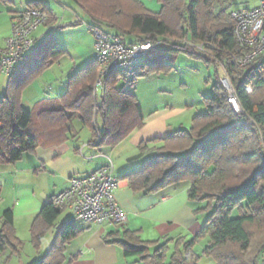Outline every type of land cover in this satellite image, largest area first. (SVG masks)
Here are the masks:
<instances>
[{"label": "trees", "instance_id": "trees-1", "mask_svg": "<svg viewBox=\"0 0 264 264\" xmlns=\"http://www.w3.org/2000/svg\"><path fill=\"white\" fill-rule=\"evenodd\" d=\"M70 1L90 19L89 30L98 28L122 39L129 36L134 40L127 43L130 46L153 43L155 47L145 54L137 71L103 77L99 96L95 87L100 65L95 59L70 76L65 94L41 101L30 111L23 107V91L66 55L55 36L48 33L8 76L7 90L0 100V166L17 165L38 148L60 147L75 138L74 114L91 132L92 143L100 149H115L145 124L142 106L127 88L135 89L138 80L149 74L174 69L167 63L166 52L207 62L213 57L224 62L244 113L234 111L226 89L218 82L213 96L205 99L206 114L194 117L189 130L141 144V156L149 144L162 147L156 148L142 167L119 179L127 181L135 194L145 196L189 181V202L208 204L206 223L194 239L181 238L175 243L170 260L173 240L144 242L140 232L126 231L121 240L112 238L109 243L120 246L125 258L137 257L142 264H199L201 257L195 253V246L208 237L204 256L216 264H260L258 256L264 252V60L244 69L236 66L232 57L239 49L234 22L224 11L216 13L217 0H158L159 13H152L136 0ZM0 3L6 5L10 0ZM27 9L45 12L46 25L56 22L52 10L40 1L28 3ZM200 45L205 51L195 47ZM120 81L127 85L119 89ZM61 214L50 202L35 218L31 236L37 251ZM0 226V253L7 264L21 256L23 242L16 236L11 210L3 213ZM82 232L73 222L63 225L38 264H64L66 246Z\"/></svg>", "mask_w": 264, "mask_h": 264}, {"label": "crops", "instance_id": "crops-1", "mask_svg": "<svg viewBox=\"0 0 264 264\" xmlns=\"http://www.w3.org/2000/svg\"><path fill=\"white\" fill-rule=\"evenodd\" d=\"M35 1H40L51 9L48 3L50 0H27V4ZM52 1L58 3L59 0ZM136 1L141 2L152 13H159L161 11V4L158 0ZM27 4L23 11L16 12L7 9L1 10L2 6L11 7V5H14L13 0H10V3L6 5L0 3V51L7 47L8 40L12 34V23L26 11ZM52 15L56 22L41 27L35 33L36 44L48 33H52L51 29L63 25L60 22L58 23V18L53 11ZM84 62L86 61H83L82 64ZM67 80H69V77ZM7 86L8 77L0 73V100L6 93ZM67 87L68 82L65 85L64 91L59 92L54 98L36 96L34 101H29L22 95L23 107L31 111L41 101L59 98L66 93ZM38 97L39 99H37ZM142 109L144 113V126L134 131L128 139L115 149H100L96 144L92 143V134L88 129L82 127L78 119L79 115H72L71 119L74 127L76 123L80 125L79 128L75 127L77 136L75 138L71 137L67 143L60 147L49 149L38 148L35 153L29 154L26 160L31 162V165L22 168L19 166L14 171L16 173V176H14V179H16L14 180V183H16L14 192L16 205L12 207V210L9 209L10 207L0 208V218L5 211L11 210L14 214V227L18 232L17 235H19V226H21L19 222L17 223L19 218L25 219L24 224L30 226L42 208L50 203L54 196L67 189L70 178L88 175L106 165V157L112 159L114 155H117L118 161L123 165L122 171L118 173L120 174L119 177L117 176L120 179L127 173L142 167L145 160L154 154L155 149L162 147V144H149V149L141 156L139 151L141 144L166 139L180 130H189L191 128L193 117L189 110H187L188 108L167 106L149 114L144 111L143 107ZM84 130L88 132L83 138L81 135ZM26 155L23 157V160ZM4 169L5 166H0V172L6 171ZM23 172H30L32 174L34 184L42 183L44 185L40 190L39 196L35 195L33 189L26 186H23V188L18 187L20 173ZM1 182L0 180V184L4 186V183ZM171 189V192L165 190L156 195L145 196L143 194H135L130 189L127 181L119 180V187L115 192V197L127 216L125 228L118 229L114 226L96 228L88 224L80 226L75 224L77 229L83 232L78 238L66 246L64 264H138L139 259L137 257L125 258L120 246L109 243L110 240H113L112 238L121 240L122 235L126 231L141 232L140 238L142 241H159L161 244L170 240L169 238H173L172 232L176 230L188 228L192 232L197 233L201 228L196 225L198 219L195 218L193 207L189 204V190L179 193L176 188L171 187ZM134 221L137 222V225H133ZM69 222H72L71 214L64 221L63 225ZM63 225L58 228L56 226L45 237V239L49 237V242L43 249L44 251L39 255L41 258L40 261L54 244L59 229ZM45 239L42 243L43 246H45ZM84 250L89 252L83 255L81 251Z\"/></svg>", "mask_w": 264, "mask_h": 264}, {"label": "rangeland", "instance_id": "rangeland-1", "mask_svg": "<svg viewBox=\"0 0 264 264\" xmlns=\"http://www.w3.org/2000/svg\"><path fill=\"white\" fill-rule=\"evenodd\" d=\"M13 2L14 5H11V7L2 6L1 10L3 11L7 9L9 11L20 12L26 8L27 0H13ZM259 2L260 0H217L215 11L216 13L224 11L225 16H230L233 11L257 7ZM48 3L51 6V10L58 18V23L60 22L63 24L62 26L78 22H82L83 24L72 28L54 27L51 29L52 34L55 36L59 44V49L65 50L66 55L61 57L51 68L39 75L26 87L22 95L29 101H34L36 96H44V98L56 97L59 92L64 91L65 85L68 82V77L70 78V76L75 74L78 69L96 59L95 38L88 27L90 19L84 15V13L70 0H59L58 3L50 0ZM110 31L111 33H115V31ZM122 40L126 44L134 42L133 38L129 36L123 38ZM163 46L168 48L167 45ZM163 46L161 48H164ZM196 52L198 55H202L200 51ZM166 55L168 58L167 63L172 65L174 69L168 73L163 70L159 73L154 72L148 76L140 78L135 89L127 88V91L135 94L140 105L144 108V111L147 112V114L167 106L188 108L187 110H189L193 118L198 115L206 114L207 109L205 99L211 98L213 96V87L218 82L222 85V80L228 76L224 68V62L217 61L213 57H211V60L209 59L210 61L207 62L205 60L191 58L183 53L174 54L172 52H166ZM83 61L86 62L82 64ZM126 85L127 83L125 81L117 83V87L119 89L125 87ZM101 89L102 87L96 89L95 94L97 93L99 96ZM39 97L37 99H39ZM75 127L79 128V123H76ZM99 128H101L100 125ZM87 132L84 130L81 136L84 138ZM28 157L29 154H27L24 158L25 161L22 160L17 165H5L4 170L6 171L0 172L1 183H4V186L0 184V189L2 191L0 208L10 207L9 209L12 210V207L16 205V199L14 198V192L16 189V183H14V180L16 179H14V176H16V173L14 171L17 167L19 168V166L22 168L31 165V162L26 160ZM112 159L115 163L114 174L116 177H119L120 174L118 173L122 171L123 165L118 161L117 155H114ZM18 182V187L23 188V186H26L33 189L35 191V195L37 196H39L40 190L44 187L42 183L34 184V177L30 172L20 173V179ZM190 185L191 183L189 181H185L167 187L165 190L171 192V187H174L179 193H182L187 192ZM189 204L193 207V214L195 218L198 219L196 225H198L202 230L208 217V204L207 202H189ZM68 216H70L69 212L61 214L56 223V228L63 225ZM24 220L25 219L23 218H19L17 221V223L19 222L21 225L19 226V235H17L18 232L15 229L16 236L23 242L21 256L12 258L7 264L40 263L41 258L39 255L42 251H44L43 249L49 242L48 237L44 241L45 246L42 245L41 250L37 251L32 244V224L30 226L25 225ZM76 224L78 226L86 225L85 223ZM133 225H137V222L134 221ZM201 230L196 233L187 228L172 232L173 238L169 239L173 240V242L169 245L168 260H170V257L175 252V243L179 239L183 238L186 241H190L194 239ZM139 235L141 236V232ZM209 241L210 239L208 237L200 239L195 246V253L201 257L199 264H216L214 259L204 256V249L208 245ZM258 259L260 264L264 263V252L263 254H259ZM0 264H5V256L2 254H0ZM138 264L142 263L139 261Z\"/></svg>", "mask_w": 264, "mask_h": 264}, {"label": "built area", "instance_id": "built-area-1", "mask_svg": "<svg viewBox=\"0 0 264 264\" xmlns=\"http://www.w3.org/2000/svg\"><path fill=\"white\" fill-rule=\"evenodd\" d=\"M230 17L239 49V54L232 57L236 66L244 69L264 60V0H260L257 7L233 11ZM47 21L45 12L27 9L12 23L7 47L0 51L2 75L10 76L22 58L33 50L36 45L34 35ZM90 32L95 38L96 59L100 65V79L95 90L102 87V78L111 73L137 71L145 54L155 47L153 43L130 46L117 35L98 28H90ZM195 47L205 51L202 45ZM221 83L234 111L242 115L244 112L228 76ZM106 159V165L88 175L70 178L67 189L51 200L57 210L70 212L74 224L85 223L96 228L114 226L118 229H124L127 224V216L115 197L119 179L114 174V163L112 159ZM88 252L84 250L81 254Z\"/></svg>", "mask_w": 264, "mask_h": 264}]
</instances>
